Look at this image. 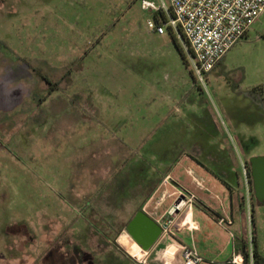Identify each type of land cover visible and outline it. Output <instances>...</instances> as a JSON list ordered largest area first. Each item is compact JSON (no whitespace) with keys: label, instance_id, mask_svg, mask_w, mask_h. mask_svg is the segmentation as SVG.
<instances>
[{"label":"rangeland","instance_id":"1","mask_svg":"<svg viewBox=\"0 0 264 264\" xmlns=\"http://www.w3.org/2000/svg\"><path fill=\"white\" fill-rule=\"evenodd\" d=\"M150 18L140 0H0V122L20 118L0 127V264H140L117 242L126 231L115 245L99 231L125 206L120 221L131 220L180 160L173 175L208 210L226 190L194 189L186 163L240 186L246 208L230 232L183 208L170 232L203 264L255 236L264 264V210L251 211L245 170L264 156V17L202 80L182 36L149 30ZM156 197L148 212L174 202L155 210ZM165 251L152 263L170 264Z\"/></svg>","mask_w":264,"mask_h":264},{"label":"built area","instance_id":"2","mask_svg":"<svg viewBox=\"0 0 264 264\" xmlns=\"http://www.w3.org/2000/svg\"><path fill=\"white\" fill-rule=\"evenodd\" d=\"M168 1L169 4L166 5L163 1L161 4H157L153 0H140L142 11L164 15V20L148 19L147 28L159 35L164 34L165 28L172 33L179 34L180 32L184 42L191 50L192 71L200 80H202V75L211 72L226 53L246 36L252 26L264 17V0ZM187 174L198 188H203L202 181L197 180L192 171H187ZM171 181V177L167 175L162 181L163 186H167ZM168 198H173L176 205L170 211L162 214L150 212V216L163 228L162 235L169 239L166 249L176 248L178 256L171 253L170 264L175 262L178 264H201L203 258L193 248L179 242L174 245L173 240L169 237L170 227L174 220L173 214L191 204L194 196L184 187H174L172 192L164 191L160 195L155 202V210ZM177 203L181 205L178 206ZM141 210L147 214L146 206ZM218 224L226 227L231 224V221L219 217ZM237 258L234 257L232 263H241L237 261ZM138 262L145 264L146 260L144 258Z\"/></svg>","mask_w":264,"mask_h":264},{"label":"crops","instance_id":"3","mask_svg":"<svg viewBox=\"0 0 264 264\" xmlns=\"http://www.w3.org/2000/svg\"><path fill=\"white\" fill-rule=\"evenodd\" d=\"M180 161H176L175 163L170 164L169 166L166 167L167 170L163 171L162 173H160L158 175V178H157L156 182L154 183L152 189L148 193L147 198L139 206L140 210L144 206L147 207V203L155 195H157V197H156V200H157L164 191L172 192L173 188L174 187H178V186L186 188V186L184 184H182L179 180H177L176 177L173 175V170L179 165ZM200 166L201 167H198L200 171H196L193 168V165L191 163H186L185 174L190 179L189 184L191 186H193L194 189H197L200 192L208 194L209 196H211V197H209L211 199H212L213 191H217V192H221L222 193V188H224V190H226V193L223 192L224 193L223 194V199L226 198L225 199L226 203H224V204L221 203V211L220 212H216V213L211 212L210 210H208L207 204L204 201V199L201 198L199 195H197V194H195V193H193V192H191L189 190V192L194 196V199H193L191 204H188L184 208H185V210L189 211L190 217H191L192 220L195 218V212H196L195 208L198 209L199 211H201V210L208 211L210 216H212V218L215 219V220L218 219L219 217L227 218L228 220L231 221V224L226 226V227H224V229H225V231L230 232V228L234 225L235 217L238 216V217H243L244 218V209L246 208V205H245V195H244L243 189L240 186H238V187L234 186L233 183H230V182H228V184L230 186V189H227L226 186L223 184L222 180H219L220 176H218L216 173H214L213 170H211L209 168H206L202 164H200ZM187 171H192L194 177L197 180L202 181V183H203V188L202 189L198 188L194 184V182L192 181L191 177L187 174ZM167 175H169L171 177L172 181L167 186H163V182L162 181ZM168 188L172 189V191H170ZM244 190H246V189L244 188ZM215 197H217V196L215 195ZM168 199H170V198H168ZM168 199H166V200H168ZM166 200L163 201L161 206H163V204L166 202ZM223 202H224V200H223ZM174 205H175V203L173 202V204L172 205L170 204L168 206V208L165 209L162 213L170 211L171 208L174 207ZM189 206H191V207H189ZM157 213L162 214L161 212H157ZM178 213L176 212L175 217H173L174 218L173 224H174V221H176L178 219V217H179ZM147 214L150 216V212L147 211ZM173 224L171 226H173ZM123 231L125 232V230H123ZM170 234L172 235V237H174V239L177 242L193 248L202 257V255L198 252V250H197L195 244L193 243V241H191L190 243L184 242L180 238L181 235L180 236H175L173 232H170ZM232 239H233L232 240V244H233L232 251L230 253H228V250H227L228 247L227 246L223 247L222 250L218 253V257L222 256L221 260L219 262H216V261L212 262L214 260H211V263H209V264H212V263L213 264H234V263H232V259L234 257H238V258L240 257L241 258V263H239V264H243L242 256L237 255V253L235 252V243L237 241V238L234 236V237H232ZM168 243H169V240L166 237H164L163 235H161L160 238L158 239V241L147 252L143 251L136 243L135 244L144 252V256L142 257V259L145 258V260H146L145 264H147V260H148L149 264H154L152 262L153 261H157V260H159L160 257H162L161 253L165 251L166 246H167ZM175 254H176V256H178L177 251H175ZM204 262H205V259L203 258V262L201 264H203ZM174 264H178V263L175 262ZM250 264H253L252 260L250 261Z\"/></svg>","mask_w":264,"mask_h":264},{"label":"water","instance_id":"4","mask_svg":"<svg viewBox=\"0 0 264 264\" xmlns=\"http://www.w3.org/2000/svg\"><path fill=\"white\" fill-rule=\"evenodd\" d=\"M248 164L255 197L264 202V156L251 157ZM125 231L143 251L147 252L158 241L163 228L140 210L129 221Z\"/></svg>","mask_w":264,"mask_h":264},{"label":"trees","instance_id":"5","mask_svg":"<svg viewBox=\"0 0 264 264\" xmlns=\"http://www.w3.org/2000/svg\"><path fill=\"white\" fill-rule=\"evenodd\" d=\"M152 18L153 20H164V15L162 13H154L152 14ZM179 34L182 36V34L179 32ZM183 38V36H182ZM184 40V38H183ZM186 43V42H185ZM190 53L191 50L189 49ZM66 85H69L68 83ZM53 87H51V90H56L57 89V84H53ZM39 101H42V99H40ZM35 105V104H34ZM20 122V118L18 117L17 119L14 120H8L5 119L3 121L0 122V127L3 131L6 132H10L18 123ZM246 173H247V177L248 179L250 178V172H249V165L246 167ZM214 171V170H213ZM215 173V171H214ZM218 176L219 173H216ZM219 180H222L223 184L226 186L227 189H230V186L228 184V182L225 180L224 177L220 176ZM248 182H250V180H248ZM148 196V195H147ZM147 196H145V198L143 199V201L147 198ZM128 210V206H125V208L123 209L122 213L116 215L113 217V223H107L106 225L103 226V229L100 230V234L103 235L104 237H108L107 239L113 244L115 245V239L117 237V235L125 230L127 224L129 223L130 220L128 221H120L121 216ZM140 210L137 209L133 216ZM124 212V213H123ZM235 252L237 253V255L242 256L243 258V264H250V261L252 260L253 264H257L258 260L260 258H262L258 252L257 249V241H256V237L255 236H251L250 241L248 239H246V237H244L243 235L241 237H239L235 243ZM250 253H251V257H250Z\"/></svg>","mask_w":264,"mask_h":264},{"label":"bare ground","instance_id":"6","mask_svg":"<svg viewBox=\"0 0 264 264\" xmlns=\"http://www.w3.org/2000/svg\"><path fill=\"white\" fill-rule=\"evenodd\" d=\"M178 206H180V203H177ZM117 242L119 243V245L125 250L127 251L132 257H134L137 260H141L142 257L144 256V252L135 244V242L131 239V237L128 234H123L121 235ZM173 248H169L168 254H167V258L170 257V254L172 253ZM166 253V251H165ZM164 253V255H165ZM238 262H241V258H237ZM165 262V260H164Z\"/></svg>","mask_w":264,"mask_h":264},{"label":"flooded vegetation","instance_id":"7","mask_svg":"<svg viewBox=\"0 0 264 264\" xmlns=\"http://www.w3.org/2000/svg\"><path fill=\"white\" fill-rule=\"evenodd\" d=\"M249 165V164H248ZM249 172H250V168H249ZM250 183H251V191H252V200H253V203H252V209L251 211L252 212H256V209H263L264 210V202H261L259 201L256 197H255V194H254V189H253V182H252V179H251V176H250Z\"/></svg>","mask_w":264,"mask_h":264}]
</instances>
